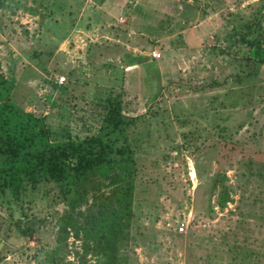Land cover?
<instances>
[{"label":"rangeland","instance_id":"374dc122","mask_svg":"<svg viewBox=\"0 0 264 264\" xmlns=\"http://www.w3.org/2000/svg\"><path fill=\"white\" fill-rule=\"evenodd\" d=\"M257 18L264 0H0L10 133L33 130V151L105 138L102 101L120 97L112 137L135 164L125 264H264ZM65 189L42 177L0 192V264H80L81 240L57 239Z\"/></svg>","mask_w":264,"mask_h":264},{"label":"trees","instance_id":"16d2710c","mask_svg":"<svg viewBox=\"0 0 264 264\" xmlns=\"http://www.w3.org/2000/svg\"><path fill=\"white\" fill-rule=\"evenodd\" d=\"M246 25L255 29V35L248 39L249 56L264 66V19L257 18ZM142 63L146 70L158 73L154 61ZM2 91L5 88L0 81ZM102 104L104 126L108 128L105 138L94 134L83 141L38 151L31 149L37 138L33 130L22 125L19 131L10 133L6 124L13 117L2 115L0 110V192L9 190L19 198L25 181L34 184L42 177L67 186L65 190L72 196L60 217L59 245H65L72 234L81 240V252H76L80 264H89V258L94 264H125L120 249L133 216L135 164L129 148L116 146L112 137L124 126L119 95H110ZM4 106L12 110L7 100ZM93 176L108 181L95 182Z\"/></svg>","mask_w":264,"mask_h":264},{"label":"built area","instance_id":"2783aa9c","mask_svg":"<svg viewBox=\"0 0 264 264\" xmlns=\"http://www.w3.org/2000/svg\"><path fill=\"white\" fill-rule=\"evenodd\" d=\"M152 56H155V54L153 53V55ZM62 80V78L60 79V81ZM180 229H182L181 227H180Z\"/></svg>","mask_w":264,"mask_h":264}]
</instances>
